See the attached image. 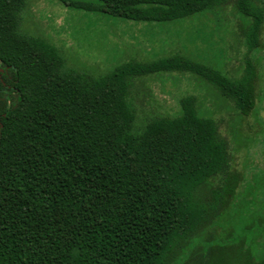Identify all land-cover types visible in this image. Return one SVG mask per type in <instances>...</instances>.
<instances>
[{"label":"trees","instance_id":"16d2710c","mask_svg":"<svg viewBox=\"0 0 264 264\" xmlns=\"http://www.w3.org/2000/svg\"><path fill=\"white\" fill-rule=\"evenodd\" d=\"M30 1L0 0V264H264L262 241L246 244L253 225L236 232L228 218L247 191L238 197L243 175L231 170L220 122L199 115L195 96L182 98L176 115L148 114L137 99L147 78L187 74L249 116L264 0H233L248 20L239 79L181 53L82 72L51 41L24 31ZM230 1L58 0L143 23ZM219 228L231 234L225 245Z\"/></svg>","mask_w":264,"mask_h":264},{"label":"rangeland","instance_id":"374dc122","mask_svg":"<svg viewBox=\"0 0 264 264\" xmlns=\"http://www.w3.org/2000/svg\"><path fill=\"white\" fill-rule=\"evenodd\" d=\"M29 4L23 14L24 31L51 41L68 63L82 72L103 75L130 60L148 62L175 53L187 54L231 79H239L245 72L247 49L243 30L248 20L236 11L233 0L215 10L169 23H143L85 13L69 9L58 0H31ZM251 60L258 72V100L257 108L247 117L211 85L187 74L147 78L139 85L137 99L138 107L148 114L176 115L180 111L179 101L195 96L199 115L220 122L221 133L230 145L231 170L243 175L238 197L247 191L242 206L232 207L228 218L234 217L236 232H246L242 228L245 223L253 225L246 244L258 245L262 241L264 256V48ZM235 202L238 206V199ZM228 232L223 228L217 230L221 244L225 245L231 237Z\"/></svg>","mask_w":264,"mask_h":264}]
</instances>
